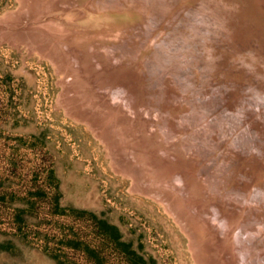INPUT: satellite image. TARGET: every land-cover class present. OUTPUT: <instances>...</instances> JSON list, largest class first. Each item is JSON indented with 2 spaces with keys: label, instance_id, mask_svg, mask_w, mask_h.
I'll return each mask as SVG.
<instances>
[{
  "label": "rangeland",
  "instance_id": "rangeland-1",
  "mask_svg": "<svg viewBox=\"0 0 264 264\" xmlns=\"http://www.w3.org/2000/svg\"><path fill=\"white\" fill-rule=\"evenodd\" d=\"M107 2L109 7L112 5L110 9H125L121 1H118V4L114 0ZM165 2L167 0H151V3L146 5L147 7L138 6L136 8L133 7L136 5H130L134 13L130 24L138 31H146L147 34L141 38L142 43L139 44L137 51H134V54L129 53L130 58L127 61H133L128 67L130 70L122 66L124 69L121 68V71L111 75L110 78L107 76V80L103 79L106 82L105 86L106 88L114 87V84L116 86L122 81L128 84L133 83L134 87L138 88L139 73L143 72L147 87L153 92L151 96L155 94L154 89L164 90L163 93L167 95H175L176 89L172 87L176 86L180 93L183 92L188 96V100L185 101L186 103L172 101L171 104L164 99L165 94L164 98L159 97L162 98V100L159 99L160 102L154 100L142 105V101L140 102L136 97L135 101L138 102L134 104L137 108L139 107L138 111L145 107L144 110L149 108L150 113L155 108L161 110L163 104H168L167 113L168 111L173 113L179 110V106L183 109L186 105L187 111L192 112L195 109L198 111L192 114L194 118L192 116L189 118L191 123L194 121L192 124L211 123L217 119L216 116L214 115V118L210 116L207 120L201 118L203 114L199 112L202 113V108L200 106L196 108L193 102L203 99L201 95L207 92L208 86H212L217 75L216 71L223 68L228 69L225 67L226 62L233 60V56H227L229 60H224L222 50L230 51L232 44L245 36L246 33L238 28L239 22H237V16H239L237 13L242 11L235 9L233 12L234 16L231 21L234 23V29L232 28V32L221 18L215 19L214 17L225 9L220 3L212 5L206 0H173L175 4L167 7ZM23 3L24 0H0V21L3 19L0 22V264H199L195 257L192 239L176 221L175 216L165 208L163 203L147 195L135 185V181L119 167L116 153L108 146L105 136L102 135L103 126L116 119L115 115L118 111L115 107L121 98L114 99L111 93L104 92L100 82L102 78L98 79L99 77L95 80L87 76L74 77L72 84L68 83L65 72L59 70L54 61L42 50L41 42L23 36L26 31L37 30L40 22L52 18L43 14L34 20L22 22V20L18 21L11 17V14L20 11ZM164 15L167 17L164 18ZM139 18L142 19L138 21ZM187 25L193 27L196 35L183 31L187 29ZM53 32L50 31V33ZM78 32L70 31L66 35H74ZM133 33H128L127 39H133L134 35L130 36ZM178 33L183 36L186 34V38L189 36V42L182 41L180 36L175 39L177 46H168L166 41L174 38ZM58 35L61 36V34ZM118 36L120 39L126 38L122 35ZM160 37L164 39V44L163 42L158 43ZM152 43L155 45L156 52L146 54ZM106 49H101L103 50L102 56H105V62L113 63L111 51L115 49ZM104 50L109 53L107 54ZM214 52L216 54L213 55ZM234 54L237 55V52ZM235 59L237 62V57ZM140 64H142V69H140ZM213 72L214 74L211 75ZM200 79L206 81H200ZM169 85H174L171 86L172 91ZM125 89L128 91L131 87L126 86ZM86 90L91 92L87 93ZM126 91L122 92L126 93ZM108 94L110 102L106 99ZM149 95L150 93L146 91L145 96ZM190 95L193 97L190 98ZM121 96L124 98L126 94ZM225 96L220 95L219 97L224 99ZM215 97L218 99V96ZM212 105L208 104L209 107L212 106L211 109L218 108L215 107L216 104ZM103 107L107 109L103 110ZM159 109L154 113H158L159 117L167 115ZM138 120L141 121L140 118ZM216 128L219 129H210L209 132L201 128L205 135L198 129V136L204 135L207 138L206 144L218 143L219 146L212 150L210 148L200 149L199 153H202L203 157L201 158L200 154L197 156L199 161L195 164L196 166L190 160L186 162L192 172L193 181H199V179L202 181L204 175L202 174L201 177L198 175L200 171L204 174L209 171L206 166L215 170L216 160L214 158L218 159L221 155L218 150L227 142L225 140L221 142L219 135L221 134L222 139L230 136L226 133H224L225 136L219 133L221 132L220 126ZM195 131L197 132V128ZM240 131L242 130L239 129ZM245 136L248 137L247 134ZM209 138L212 139L208 140ZM240 142L236 143L238 145L234 143L239 152L241 148L245 150L244 147H246ZM248 145L251 146V143ZM177 149L179 151V148ZM240 156L242 159L244 155ZM207 161L209 164L205 165ZM200 165L205 167L204 170L199 168ZM194 167L197 169L195 170ZM251 174L253 177L258 175H253L252 172ZM217 180L214 182H218V186L214 184L213 187L211 182L208 191L213 197L211 198L212 203L221 207L222 202L219 195L223 185L220 187L219 183L222 184V181ZM211 188L216 189V193H212L214 190ZM220 207L218 211H221ZM225 208L230 213L234 212L232 213L233 222L239 221L246 212L242 204ZM203 210L209 213L207 208ZM235 227V225L229 227L227 233L235 234L237 230ZM240 236L236 238L238 239L236 245L244 246L243 239L248 236L245 238ZM224 245L227 246L225 243ZM248 246L257 247L256 243ZM234 250L236 252L241 249H233L232 253ZM257 250L256 253H258ZM242 255L245 256L243 261L249 263L245 259L249 258L251 253L250 255L247 253V256L246 253ZM255 256L252 257L255 258V264H258L259 259L264 263L261 253ZM224 264H226L225 261Z\"/></svg>",
  "mask_w": 264,
  "mask_h": 264
},
{
  "label": "bare ground",
  "instance_id": "bare-ground-1",
  "mask_svg": "<svg viewBox=\"0 0 264 264\" xmlns=\"http://www.w3.org/2000/svg\"><path fill=\"white\" fill-rule=\"evenodd\" d=\"M107 1L109 0H24L23 7L20 11L11 14V17L16 18L18 21L22 20V22H25L27 20H34L43 14L50 16L52 19L40 22V27H38L37 30L32 29L26 31L23 36L41 42V45H43L42 50L54 61L58 69L63 70L67 75L66 80L68 83L72 84L71 81L74 77L82 78L87 76L89 79L91 78V80L93 78L95 80V78L97 79L99 77L98 79L102 78L100 82L102 83L104 92L108 91L109 94L111 93L114 99L121 98L115 107L118 111L117 115H115L116 119L103 126L102 135L103 137L105 136L106 139H104L108 143V146L116 153L120 165L119 167L127 172L135 181V185L137 187L139 186L147 195L163 203L165 208L175 216L176 221L192 239L195 257L199 264H224V261L226 264H244L245 261H243V259L245 256L243 257L242 255L244 253H246V256L247 253H249V255L251 253V256L245 259L251 264H255L254 262H256L254 261L255 258H252L255 254L258 255L261 253V255H263L262 259L264 260V0H206L207 3L212 5L218 3L222 4L225 9L217 13V15H214V17L215 19L221 18L232 32L234 23L231 21V18L234 16L233 12L235 9H240L242 12H235L237 15L239 14V16H237V22H239L238 28L245 32L247 36L244 34L245 36L241 38L242 40H236V42L232 44L233 46L231 45L230 51L222 50L224 60H229L227 56H233L232 61L226 62L225 67H228V69L223 68L218 72L216 71L217 75L212 86H208L207 92L201 95L203 99L201 101H199L200 99H197L198 101L196 100L195 102L192 101L194 105L197 106L196 108H198V106L202 108V113L199 110V113L203 114L200 116L201 118L203 117L207 120L210 116H216H214L217 118L216 120L205 125L192 124L194 121L192 123L190 122V116L198 111L195 108H192L195 109L192 112L187 111L186 105H184L185 107H183V109L179 106V110L177 109L179 112L172 110L176 112L175 114L170 111L167 113L169 109L168 104H163L161 110L159 108L157 109L162 111V113L164 111L167 115H161L160 117L157 115L158 113H154V111L157 110L156 108L154 111H150V113L148 107L147 110H144V107V109L138 111L139 107L137 108L136 106L138 102L135 101L136 97L139 101H142H140L142 105L144 103L146 105L154 100L160 102L162 98L159 97H163L166 94L165 92L163 93L164 90L160 91L159 89H154L153 91L155 94L151 96L153 92L148 89L145 77L142 74L143 72L139 73V78L137 77L138 82L141 81L139 83L137 82L138 88H135L133 83L128 84L124 82V84L122 81H120V84L116 83V86L114 84V87L109 86L106 88V82H104L103 79L107 76L110 78L111 75L118 73V71L123 68L122 66L128 68L130 64L132 65V60H130V62L127 61L130 58L129 53L134 54V51H137L139 44L142 43L140 41L141 38H143V36L145 37L147 34L146 31H138L130 24L132 22L131 17H133L134 14L132 9H130L131 6L136 5L133 6L134 8L138 6L144 7L151 3V0H140V2L139 0H114L117 2L116 4H118V1L123 2L125 9L119 10V8H113L116 4L113 5V9H110L112 5L109 7ZM165 3L168 7L171 4L173 5L174 2L173 0H167ZM162 5H160V7ZM139 8L137 10H139ZM144 12H146V10ZM163 17L165 18L167 16L164 15ZM141 19L142 18H139L138 21ZM168 19L169 18H167V20ZM2 20L3 19H1V21ZM141 28L143 29L142 26ZM75 30L79 32L74 35H66L68 32ZM163 30H165V28ZM245 30H247V32ZM50 31L54 32L50 33ZM183 31L196 35V31L190 25H187V29ZM132 32L134 33L130 36L132 37L134 35L133 39H127L126 35ZM157 32L159 31L157 30ZM58 34H61V36ZM118 35L125 36L126 38H121V40ZM185 35L183 36L180 33L175 34L174 38L166 42L170 47L177 46L175 39L181 36L183 39L181 40H185L184 42L188 43L189 36L186 38ZM240 37L242 36L240 35ZM153 39L154 38H152V40ZM162 42L164 44V39L160 37L158 43ZM104 48L115 49L113 50L114 53L111 51L112 59H114L113 63L105 62V56H102L103 50L101 51V49ZM106 50H104V52H106ZM116 51L117 53H115ZM147 51L148 53L146 54L152 51L156 52L155 45L152 43ZM235 52H237V55L234 54ZM106 53L108 54L109 52L107 51ZM214 54H216V52H214L213 55ZM217 54H219V52H217ZM157 55H159V53ZM109 57L111 58V55ZM236 57L238 60L237 62L235 59ZM220 63H222V61ZM141 66L142 64H140V69H142ZM245 68L248 69L245 70ZM215 69L218 70L216 67ZM232 69H235V71H232ZM128 70L130 69L128 68ZM144 70L145 69H143V71ZM213 74L214 72L211 75ZM173 76H175L174 73ZM129 78H131V76ZM229 78L232 79L228 80ZM204 80L205 79H200V81ZM133 81L135 82V80ZM177 81L179 82V80ZM177 81L175 83H177ZM215 81L217 82L214 83ZM87 84L89 87V83ZM126 86L131 87V89L126 91ZM175 87L176 86L172 87L174 90L176 89L175 95L169 94L171 95L169 96L166 94L165 98H163L166 99L168 103L171 102V104L174 101L176 103L187 101L188 96L183 92L180 93L178 87ZM173 89H171V91ZM123 90H125L126 93L122 92ZM86 91L87 93L91 92L89 90ZM146 91L150 93L149 96H145ZM109 94L106 98L108 100L110 98ZM122 94H126V96L122 98ZM193 95H190V98H192ZM214 95L218 96V99ZM220 95L226 96L223 99L219 97ZM227 99L231 101L229 102ZM223 100L227 101V103ZM134 102H136V104H134ZM217 102L220 103L218 104ZM208 104H216L215 107L218 108L211 109L214 105L209 107ZM187 106L190 108L192 107L191 105ZM102 109L106 110L107 108L103 107ZM143 110L144 112H142ZM217 112L219 114H217ZM138 118H140L142 122L139 121ZM166 123H168V125H165ZM216 125L221 127V132L219 133H222L223 136H225L224 133L230 136L228 138L223 137L224 139H222V137H220L221 134L219 135V138H221L220 141L225 140L227 142H225L226 145L223 144L224 147L218 150L221 154L218 159L214 158L216 160L214 165L215 170L213 171V168L211 169L210 167L209 169V166H206V169L209 170L208 172L206 170V174L202 171H200V174L198 173L199 177H201L202 174L204 175L202 181L198 177L199 181H193L192 172L187 167L186 162L190 160L195 165L199 161L197 156L200 154V149L210 148L212 150L219 146L218 143H216L217 145H211L212 143L206 144L205 141H207V138L204 136L205 133L201 131V128H203V130L205 129L206 132L211 131L210 129H219L216 128ZM196 128L197 132L195 131ZM198 129L203 132L204 137L198 136ZM239 129L242 131L239 132ZM245 134H247V138ZM210 139L212 138L208 140ZM230 141H232V143ZM239 142L242 144L244 143L243 145L246 146L244 147L245 150L239 148L240 152L236 150V145H238ZM234 143L238 144L235 145ZM248 143H251V146L248 145ZM176 148H179V151L178 149L176 150ZM200 155L202 158V153ZM210 155H212V153ZM240 155H244L242 159H240ZM155 156L157 158H154ZM214 156L216 157V155ZM208 162L209 161H207L205 165L209 164ZM199 168L203 169L205 167L200 165ZM251 172L253 175H258L253 177ZM215 179H221L222 181V184L219 183L220 187L223 185L221 188L222 191L218 187L217 188L220 190L221 207L224 209L214 202L213 204L211 201L213 197H211L208 187L211 182L212 186L218 183L214 182L216 181ZM212 190H214V188ZM215 190L212 191V193H216ZM240 204L245 206V210L248 213L244 212L241 218L239 216V221L233 222L232 213L234 212L230 213L225 207L230 205L232 207L236 205L237 207L238 205L240 206ZM219 207L221 211H218ZM204 208H207L209 213H205V210H203ZM234 225L237 230H234L235 234L233 233L232 236L227 233V229ZM241 233L243 234L241 235ZM248 234L251 236L249 237ZM239 236L241 238L248 236L243 239L246 246L236 245V240L238 243V239L236 238ZM223 241L230 249H227V246L225 247ZM252 243H254V245L256 243L257 247L253 246L252 248L248 246ZM236 248L241 250L236 252L234 250L232 253V250ZM256 250L258 253L255 252ZM249 263L245 262V264ZM258 264L264 263L259 259Z\"/></svg>",
  "mask_w": 264,
  "mask_h": 264
},
{
  "label": "trees",
  "instance_id": "trees-1",
  "mask_svg": "<svg viewBox=\"0 0 264 264\" xmlns=\"http://www.w3.org/2000/svg\"><path fill=\"white\" fill-rule=\"evenodd\" d=\"M149 264H153V263H149Z\"/></svg>",
  "mask_w": 264,
  "mask_h": 264
}]
</instances>
